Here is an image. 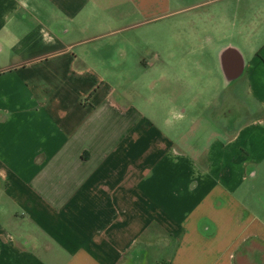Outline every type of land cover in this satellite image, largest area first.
<instances>
[{"label": "crops", "instance_id": "0c3cea01", "mask_svg": "<svg viewBox=\"0 0 264 264\" xmlns=\"http://www.w3.org/2000/svg\"><path fill=\"white\" fill-rule=\"evenodd\" d=\"M170 15L197 38L145 62ZM149 69L228 124L182 148L115 85ZM0 264H264V0H0Z\"/></svg>", "mask_w": 264, "mask_h": 264}, {"label": "rangeland", "instance_id": "374dc122", "mask_svg": "<svg viewBox=\"0 0 264 264\" xmlns=\"http://www.w3.org/2000/svg\"><path fill=\"white\" fill-rule=\"evenodd\" d=\"M171 10V9H170ZM169 9L166 8L165 12H170ZM191 18V19H190ZM195 18L190 15L189 18L185 20H193ZM175 21L176 18L173 17V15L162 17L159 19H156L154 21H148L146 22L142 27L138 29H134L129 35L132 40V43L136 44H142L143 49L142 51V57L147 63H155L153 61V55L156 51V48H163L165 50L166 48L172 47L173 42H175L177 37H182L184 40L193 41L197 38V33L194 31L193 26L189 27L192 28L184 29L182 32H178L175 28ZM186 22V21H185ZM191 31V32H190ZM194 31V32H193ZM135 47V45H133ZM168 51V50H167ZM133 54H136L135 50L132 49ZM171 54V53H168ZM171 59V58H170ZM145 67V66H144ZM194 80L192 77L191 80H188L187 78L183 77V74L181 73L180 80L177 81L178 84V91H181V94L189 93L191 97L193 98L194 92L200 89H203V83H205V86L210 83L214 84L215 81L210 80L209 76L204 78V80H199L197 77ZM185 79V80H184ZM198 79V80H197ZM155 75L152 73V69H149L146 74L139 75H132V77L128 78L124 81H117L115 82L116 87H118V90L120 92H126L127 97L133 104L139 109L142 113L145 112L146 114L150 115L151 118L154 120L155 123H157L160 127L164 128L165 126V120L168 119L171 122H180L181 129H182V148H186L190 141H193L195 136L192 135V133L188 132L193 122L196 123V127L199 128L197 130V140H202L199 137L201 136L204 138V132L205 127L209 128L211 126L220 125L224 126L226 123L228 124V117L223 115L220 117L219 120L214 119L215 117L213 115L210 116V113H205L204 107H197L195 104V98L191 102L184 107L182 106L181 112L186 108L187 113L183 114V118L179 119L177 116H174L173 113H168L167 111V103L164 102L163 108H161L160 100L159 102H156L155 93L154 91L160 87V85L155 82ZM190 83V85H189ZM222 83V82H221ZM202 84V86H201ZM164 91L165 93H170L173 90H176V87L173 88L169 83H166L164 85ZM203 87V88H202ZM118 91V92H119ZM224 97H222L218 102L224 103ZM247 100V97L245 98ZM245 99H242L243 104H238L239 106L246 105L247 102H245ZM236 101V100H235ZM204 109V110H203ZM177 115V113H176ZM196 117H199L196 120ZM200 119V120H199ZM180 120V121H179ZM216 120V121H215ZM239 122V121H238ZM219 123V124H218ZM166 131V129L164 128Z\"/></svg>", "mask_w": 264, "mask_h": 264}]
</instances>
